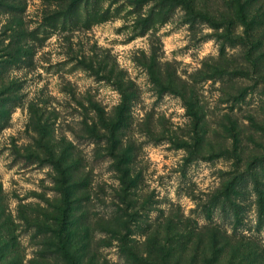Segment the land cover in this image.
Masks as SVG:
<instances>
[{
  "label": "rangeland",
  "instance_id": "obj_1",
  "mask_svg": "<svg viewBox=\"0 0 264 264\" xmlns=\"http://www.w3.org/2000/svg\"><path fill=\"white\" fill-rule=\"evenodd\" d=\"M143 1L91 0L65 25L60 12L70 0H0V224L8 263L64 264L47 233L63 207L50 143L79 160L74 174L84 185L76 195L87 199L75 201L74 214L85 229V262L135 264L103 230L119 206L102 121L119 111L118 85L135 96L119 140L139 177V199L126 208L138 247L144 230L173 222L205 240L216 227L223 243L245 238L264 250V22L246 46L230 44L217 37L223 28L190 21L181 8L156 9L145 26L156 1ZM198 2L214 15L223 10L222 0ZM251 46L253 60L260 57L253 67ZM19 50V61L7 55ZM214 63L224 70L216 77ZM190 96L198 117L186 105Z\"/></svg>",
  "mask_w": 264,
  "mask_h": 264
},
{
  "label": "trees",
  "instance_id": "obj_2",
  "mask_svg": "<svg viewBox=\"0 0 264 264\" xmlns=\"http://www.w3.org/2000/svg\"><path fill=\"white\" fill-rule=\"evenodd\" d=\"M90 1L70 0L68 8L60 12V16L63 17V23L65 25L74 24L76 22L74 17L76 16L78 7L83 6L86 8ZM154 1H156L154 7L148 14V17L145 18V26L149 25L156 9L163 10L165 14H168L175 8H181L185 11L190 21L207 23L215 30L223 28L225 33L217 37L230 44H235L240 40L246 46V39L247 41L254 40V32L262 21L264 22V6L261 0H222L223 10L220 11L219 15H214L207 8L200 6L198 0ZM142 2L144 1L129 0L130 5L137 7ZM104 12L108 14L109 9H105ZM104 16L106 17V15ZM239 26L243 27L242 34L236 33ZM22 35L23 38H26L30 33H23ZM253 51L252 46L248 48L247 61L251 62L252 67L253 65L257 66V60L260 59L258 57L256 60H253ZM7 55L9 57L14 55L13 58L19 61L22 52L20 50L17 53L7 52ZM4 63L5 67L8 64L10 65L9 60H5ZM215 64L217 63H214L213 72L210 74L212 77H216V75L224 72L219 65ZM249 68L247 69L249 70ZM118 86L122 95L119 111L116 116L105 118L102 121L104 124L103 129L106 131V135L104 134L103 137L109 143L108 149L110 155L115 159V169L119 173L120 186L116 191V198L119 201L117 204L119 206L116 209V216L112 217V220L108 223L110 226L104 227L103 230L117 239L122 253L135 264H264V250L256 244V241H250L245 238L226 237L228 242L225 241L223 243L221 242V231L216 227H212L209 230L207 240H205V238L196 237L194 230H182L177 227V223L170 222V228L166 227L162 230L163 227L157 226L150 230H144L142 234L140 233L139 235L144 238L142 241L143 249L138 247L137 241L133 237L136 230L132 229L134 226L132 218L135 215L127 213L126 208L131 205L134 207L139 199V177L132 174L128 166L130 158H128L127 153H125L122 147V142L119 140V131L123 128L125 115L130 110L135 96L123 86ZM185 101L189 112L194 117H198V110L195 109L193 98L190 96ZM5 104L4 102H0V108L4 107ZM1 118H5L2 113L0 114ZM233 137L236 142L239 141L237 134ZM49 144L44 145V143L39 142V146L44 145L46 148L49 162L59 174L57 179L58 189L63 196V207L59 208L57 218V225H59L57 229H52V232H47L51 234L49 236L50 247L63 258L64 264H97L94 258V260L91 259L89 262H85L89 251L86 249V244L80 236L85 229L81 230L75 225V201L79 202L87 199L76 195L84 185L82 180L80 178L77 179L76 174H74L78 172L79 160L73 158L66 147H63L62 151H59L52 144ZM230 187L231 184H227L226 198L230 195L228 193ZM121 205L125 207L122 208L120 207ZM232 207L235 209L234 204H232ZM8 249V238L4 233V227L0 224V264H17L16 262L8 263Z\"/></svg>",
  "mask_w": 264,
  "mask_h": 264
}]
</instances>
